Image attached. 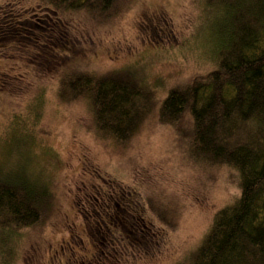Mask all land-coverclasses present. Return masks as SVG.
Masks as SVG:
<instances>
[{
	"label": "rangeland",
	"instance_id": "obj_1",
	"mask_svg": "<svg viewBox=\"0 0 264 264\" xmlns=\"http://www.w3.org/2000/svg\"><path fill=\"white\" fill-rule=\"evenodd\" d=\"M35 2L1 0L0 25L10 9L26 14ZM213 9L207 0H118L103 22L85 12L69 16V63L93 76L128 70L149 88L152 110L125 141L100 136L85 101L57 97L62 74H44L52 56L37 45L30 21L32 41L13 36L14 25L0 37V168L50 191L41 225L0 230V264H46L40 240L53 244L47 253L55 264L87 255L83 214L92 186L122 194L159 229L138 264H174L195 249L214 213L238 194V174L194 154L187 115L172 120L159 108L168 89L213 66L210 54L222 40L220 9L216 18Z\"/></svg>",
	"mask_w": 264,
	"mask_h": 264
},
{
	"label": "trees",
	"instance_id": "obj_2",
	"mask_svg": "<svg viewBox=\"0 0 264 264\" xmlns=\"http://www.w3.org/2000/svg\"><path fill=\"white\" fill-rule=\"evenodd\" d=\"M117 2L36 0L26 14H14L11 9L4 14L6 20L0 25V31L4 32L0 37L14 25L13 36L26 34L32 41L31 29L27 28L31 23L39 34L35 36L37 45L45 47L52 56L47 60L51 66L46 67L49 68L44 74L47 71L62 74L57 97L85 101L96 132L125 141L152 110L149 88L130 76L128 70L115 69L93 76L69 63L73 45L69 16L85 12L103 22ZM207 3L214 6V18L220 9L222 40L210 54L214 56V64L188 82L168 89L159 113L172 120L187 115L191 122V151L201 159L235 169L239 192L214 213L209 229L195 249L174 264H264V0H207ZM41 22L46 24L43 26ZM92 187L89 195L93 189H101ZM49 193L48 188L40 189L0 168L3 234L10 228L41 225ZM116 197L126 202L125 210L131 221L122 220L120 209L113 206L111 217L101 212L102 218L94 227L96 215L91 214L87 204L83 232L88 241L95 242V257L89 261L82 254L84 257H76L79 264H138V259L151 254L159 229L149 226L144 215L134 211L122 194ZM52 246L37 242L46 264H55L50 259L52 253H47ZM76 258L66 259L72 264Z\"/></svg>",
	"mask_w": 264,
	"mask_h": 264
},
{
	"label": "flooded vegetation",
	"instance_id": "obj_3",
	"mask_svg": "<svg viewBox=\"0 0 264 264\" xmlns=\"http://www.w3.org/2000/svg\"><path fill=\"white\" fill-rule=\"evenodd\" d=\"M113 192L114 191H111V190H104L103 188L99 189V190H93L88 199H87V203H88V206H89V210L91 212V214H95L96 217L94 218V227L96 226L97 224V220L99 219V217L102 218V215L100 214L101 212L102 213H105L104 215H109V213L111 212V209L112 207H117L119 202H121V205L122 208H125L126 206V202L123 203V201H120L118 200V197L116 192H114L115 195V198H113ZM111 198V199H110ZM87 205V204H86ZM108 213V214H107ZM92 214V215H93ZM109 217H111L109 215ZM85 228V226L83 227V229ZM90 242V245H89V248H88V258H89V261L91 259H93L95 257V242ZM85 254V253H84ZM84 257V255H82ZM66 258H69V257H66ZM65 258V259H66ZM68 259L66 260H62L61 263L63 264H68ZM72 264H79V258H76Z\"/></svg>",
	"mask_w": 264,
	"mask_h": 264
}]
</instances>
